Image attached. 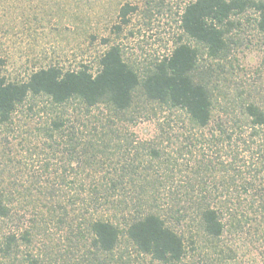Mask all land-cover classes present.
I'll list each match as a JSON object with an SVG mask.
<instances>
[{
  "label": "trees",
  "instance_id": "obj_1",
  "mask_svg": "<svg viewBox=\"0 0 264 264\" xmlns=\"http://www.w3.org/2000/svg\"><path fill=\"white\" fill-rule=\"evenodd\" d=\"M247 8L255 9L258 30L264 33V0H191L180 16V27L210 59L220 61L236 26L232 15ZM134 9L122 8L124 21ZM199 55L198 47L181 40L140 76L113 45L100 55L97 72L86 64L67 70L52 65L33 71L25 81L0 76V124L10 122L11 129L18 108L30 96L45 95L54 107L42 142V149L51 154L45 172L23 168L16 145L10 144V187L0 186V218L16 220L19 229L0 238V264H21L20 242L32 243L42 227L47 233L51 221L57 224L59 242L49 252L52 242L43 248L53 264H181L188 258V238L195 244L200 237L224 235L227 223L239 215L220 200L224 194L214 186L217 174H222L218 183L230 187L228 183L238 181L243 172L233 167L230 174L232 164L223 160L221 148L217 150L230 137L229 125L215 118L208 80L214 67L201 64ZM138 89L149 103L178 111L189 133L175 132L179 124L162 122L150 141H129L128 146L135 145L134 157L120 164L114 158L121 157V142L133 138L123 133L122 122L133 117ZM75 100L79 106L69 110ZM261 103L251 98L243 107L252 131L264 129ZM157 115L144 106L135 117L143 123ZM212 128L210 136L203 133ZM165 141L175 147L172 153L166 151ZM211 145L217 155L209 153ZM144 151L147 159H142ZM179 157H186L193 174L186 180H178L173 171L182 165ZM255 192L263 195L264 188ZM190 218L197 228L187 236L184 224ZM28 256L30 264H41L32 253Z\"/></svg>",
  "mask_w": 264,
  "mask_h": 264
},
{
  "label": "rangeland",
  "instance_id": "obj_2",
  "mask_svg": "<svg viewBox=\"0 0 264 264\" xmlns=\"http://www.w3.org/2000/svg\"><path fill=\"white\" fill-rule=\"evenodd\" d=\"M190 1L0 0V76L9 81H25L33 71L52 65L67 70L86 64L92 72H97L100 55L113 45L121 48L126 63L142 76L150 72L157 61L170 55L181 40L198 47L201 64L210 63L214 67L208 80L210 91L214 92L215 118L227 120L229 125L227 136L231 138L227 137L217 150L221 148L223 160L232 164L230 174H234L233 167L243 174L235 183H228L230 187L218 183L222 174H217L218 181L216 179L214 185L218 193L224 194L220 200L233 207L239 218L227 223L219 239L200 237L198 243L193 244L188 238V258L181 264H264V194L256 195L255 192L264 188V129L257 128V132L249 129L243 108L251 98L264 106V33L258 30L254 8L233 14L236 26L229 35L226 56L220 61L210 59L205 48L185 35L180 27V16ZM126 5L135 9L124 21L121 10ZM136 92L130 112L133 117L122 122L126 127L123 133H131L133 138L121 142V157L114 158L120 164L134 157L135 145L128 146V142L132 139L134 144L138 140L150 141L162 122L179 124L180 129L175 127V132L189 133V128L182 127L186 124L178 111L149 103L141 89ZM77 106L78 101H71L69 110ZM144 106L150 114L157 112L153 121L141 123L135 117ZM52 110L49 97L30 96L18 108L11 129L10 122L0 124V180L5 181L0 182V186L3 188L10 187V144L16 145L23 168L45 172V163L51 154L48 149H42V142L46 129L49 130ZM217 125L213 124L214 129ZM214 129L203 133L210 136ZM250 132L255 135L250 137ZM246 139L248 143H244ZM164 147L168 153L175 148L168 141ZM209 148L211 155H217L215 146ZM142 154V159L148 158L146 151ZM185 159L181 157L182 165L173 169L178 180H186L187 174L193 176ZM153 164L158 165V161ZM251 183L255 187H249ZM225 215L228 217L227 213ZM188 220L184 224L187 236L197 228L195 220ZM18 224L16 220L13 223L0 218V238L3 240L10 231H15ZM49 226L47 233L42 227L32 243L20 242L21 264H30L27 261L30 253L41 260V264H53V259L44 257L43 247L52 242L48 252L56 249L60 232L56 223L51 221Z\"/></svg>",
  "mask_w": 264,
  "mask_h": 264
}]
</instances>
